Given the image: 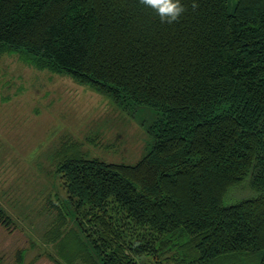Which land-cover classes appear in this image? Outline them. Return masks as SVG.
<instances>
[{
  "label": "trees",
  "instance_id": "16d2710c",
  "mask_svg": "<svg viewBox=\"0 0 264 264\" xmlns=\"http://www.w3.org/2000/svg\"><path fill=\"white\" fill-rule=\"evenodd\" d=\"M196 2L167 24L137 0H0V53L156 111L133 164L58 148L60 225L75 215L80 233L43 250L54 264H264V0ZM246 177L256 194L225 204Z\"/></svg>",
  "mask_w": 264,
  "mask_h": 264
},
{
  "label": "rangeland",
  "instance_id": "374dc122",
  "mask_svg": "<svg viewBox=\"0 0 264 264\" xmlns=\"http://www.w3.org/2000/svg\"><path fill=\"white\" fill-rule=\"evenodd\" d=\"M155 112L121 108L66 73L40 69L19 53H0V205L16 218L11 230L0 226V264H19L18 249L25 250L23 264H54L43 250L61 236L72 242L73 233H80L75 215L60 225L59 213L68 211L55 171L61 144L75 143L88 157L133 164L151 148L148 127ZM255 194L246 177L224 202ZM124 227L144 240L138 235L142 228ZM52 228L60 229L54 241ZM133 256L138 264H171L166 256Z\"/></svg>",
  "mask_w": 264,
  "mask_h": 264
},
{
  "label": "clouds",
  "instance_id": "9594fccd",
  "mask_svg": "<svg viewBox=\"0 0 264 264\" xmlns=\"http://www.w3.org/2000/svg\"><path fill=\"white\" fill-rule=\"evenodd\" d=\"M139 6L149 8L159 18L161 23L173 24L178 22L187 11L181 0H137ZM191 8L196 10L198 3L192 0Z\"/></svg>",
  "mask_w": 264,
  "mask_h": 264
}]
</instances>
